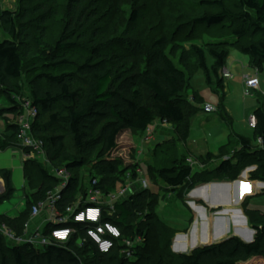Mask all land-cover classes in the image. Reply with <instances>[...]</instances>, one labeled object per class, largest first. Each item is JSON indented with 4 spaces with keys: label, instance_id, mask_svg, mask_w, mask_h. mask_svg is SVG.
<instances>
[{
    "label": "trees",
    "instance_id": "obj_1",
    "mask_svg": "<svg viewBox=\"0 0 264 264\" xmlns=\"http://www.w3.org/2000/svg\"><path fill=\"white\" fill-rule=\"evenodd\" d=\"M85 1L68 0L64 33L53 53L44 62L35 60L27 65L26 71L24 61L31 52V36L22 25L26 15L3 11L0 16L3 31L8 36L0 40V98L7 106L0 108V118L6 122V131L0 137V151L17 146L14 121L19 107L16 98L22 94L23 87L19 81L26 73L28 96L32 106L38 110L33 134L44 142L50 166L65 169L71 175L68 185L61 192L63 201L59 204L60 208L77 197L85 198L87 190L79 187L84 185V180L77 177L85 167H91L94 175L90 179L97 181L94 188L105 196L126 186L124 179L127 172L131 180L136 178L137 168L133 166L129 170L121 160L111 157L121 134L132 131L142 135L158 121L174 126L182 142L188 139L190 123L183 105L188 103L194 108L187 99L193 69L205 73L209 86H213L211 76H214L215 87L220 91L223 89L220 71L225 67L230 50H239L246 55L249 67L257 73L264 69V0H237L235 11L226 9L219 1L205 2L217 8L218 12L196 19L194 23L207 27L221 26L228 31L226 39L207 44L205 50L193 47L196 64L192 66L185 51L179 53L176 64L174 58L179 51L173 46L169 48L166 38L160 37L152 43L144 62H136L130 72L122 71L121 66L130 56L117 52L115 48L103 51L91 47L76 61L73 60L76 41L84 38L80 32L88 23L83 9ZM16 17L19 18L17 21ZM137 17L133 12L131 20L135 22ZM18 20L19 26L16 24ZM44 23L45 18L42 17L40 24ZM207 58L213 61L210 67ZM139 87L150 93L151 105L141 102ZM194 97L196 100L197 97ZM252 115L256 119L253 130L255 144L241 136L231 137L221 147V161L214 169L211 180L202 175L193 179L187 159L180 157L170 167L150 172L151 181H160L170 194L183 189L187 183L204 185L214 179L226 180L232 175L237 176L249 164L255 167L249 174L250 181L264 183V112L257 108ZM67 137L71 138L74 154L66 151ZM257 139H261L262 148L256 145ZM225 157L228 159L223 160ZM207 158L212 162L209 154ZM38 161L30 160L24 165L25 176L35 182H28L30 189L22 190L26 200L25 212L13 218L0 214V224L17 233L28 222L32 206L43 201L59 184ZM0 179L4 183V192L0 195L2 205L11 199L14 189L8 171L0 169ZM117 186H120L118 190ZM159 198L148 188L143 189L117 203L111 217L104 213L103 221L116 226L123 239L141 237L143 240L142 247L132 250L131 259L120 255L119 246L106 255L97 254L89 244L76 247L75 237L65 246L51 245L39 250L30 245L11 248L0 236V264H264V213L248 209L246 202L240 206L255 233L250 244L230 237L198 247L186 255H174L169 251L172 240L169 234L175 230L166 225L159 227L154 215ZM241 229H245L244 226ZM88 255L91 257L86 261Z\"/></svg>",
    "mask_w": 264,
    "mask_h": 264
},
{
    "label": "rangeland",
    "instance_id": "obj_2",
    "mask_svg": "<svg viewBox=\"0 0 264 264\" xmlns=\"http://www.w3.org/2000/svg\"><path fill=\"white\" fill-rule=\"evenodd\" d=\"M214 1L221 2L230 11H235V6L238 4L237 0H138L137 2L86 0L83 9L84 16L88 18V23L83 26L80 32L84 34V38L76 41V48L72 52L73 60L76 61L81 54H84L91 47H98L103 51H111L109 48H115L117 52L127 53L130 56L121 64L122 71L130 72L135 67L136 62H144L152 43L160 37H165L169 43V48L173 46L179 51L177 57L174 58V62L178 64L179 53L185 51L189 54L191 65L194 66L196 60L192 53L193 47L205 50L207 44L222 41L229 36L227 29L221 26L207 27L194 23L196 19L218 12L217 8L205 4V2ZM67 3L68 0H0V16L3 11H9L18 16L21 13L26 15L22 25L31 36V52L24 61L25 67L35 60L44 62L53 53L56 43L64 33ZM133 12H136L138 16L135 22L131 20ZM42 17L45 18L44 24H40ZM17 19L19 18L16 17V21ZM16 24L17 26L20 25L19 20ZM6 38L8 36L3 31L0 21V40ZM212 63L213 61L207 58L209 67ZM225 66L230 70L232 80H224L225 88L223 91L215 87L214 76H211L213 86H209L206 82L205 73L202 70L193 69L188 84L187 99L194 108L188 103L183 105L190 123V137L187 143L179 139L174 126L161 125L160 122H157L158 126L154 124L149 128L153 129V136L148 141H144V137L147 135L146 132L141 137L138 133L132 131L121 134L117 139L116 149L111 156L113 159L121 160L123 166H128L129 170L133 166L135 169L137 165L140 167H138L140 171L136 172L137 178L131 181L133 185L131 184L128 190L130 194L138 191L141 188L140 183L145 181L148 190L159 195L158 203L154 207V215L157 218L159 227L166 225L175 230L169 234L172 237L169 251L174 255H177L174 251L176 236L185 237L182 248L185 246V253L189 254L193 246L202 247L213 243L210 241V235L214 237L213 229L220 226L222 229L220 223L214 224L215 220L211 221L212 218L220 220L231 216V214L218 216L216 212L222 209L241 210L236 208L235 205L221 208L216 206L211 209L205 203H199L201 204L199 205L197 201L195 202L196 196L200 198H203L204 195L209 197L211 195L218 196L223 190L208 191L207 193L201 191L196 194L195 198H192L189 193L203 184L192 186L191 183H187L183 189L169 194L160 181L152 182L149 176V173L155 172L157 168H168L175 159L184 157L191 161L190 164L187 161L186 163L192 168L193 179L195 176L202 175L201 177L211 180L214 171L211 168L215 164L209 162L204 153L218 154V149L227 142L230 134H236L254 143L253 131L248 128L247 120L257 108H261L264 112V97L259 92L251 93V96L243 95L241 77L247 73H252L249 67V58L246 55L239 50H230ZM142 68L143 65L140 69ZM27 69L28 66L25 71ZM257 74L262 89L264 88V69L258 71ZM26 77L27 75L24 73L19 81L23 87L22 93L25 95L28 94ZM139 91L141 102L144 105H151L150 93L143 87H139ZM194 95L198 100L197 98L195 100ZM204 104H210L214 107L215 113L211 115L203 114L201 109ZM5 126L6 122L0 119V132L4 131ZM155 132L157 134L162 133L165 136L156 135ZM205 141L208 144L207 151ZM65 145L68 153H75L70 137L66 138ZM219 156L216 158L220 159ZM39 161L46 169V164L42 163L41 158ZM54 166L56 167V165ZM246 168H250V165L246 164V167L237 176H240ZM91 175H94V172L92 174V169L89 166L80 170L77 177L84 180V185H79L81 189L87 190L86 187L89 184L88 181ZM126 175H129L128 172ZM237 176H230L229 181L221 179L216 181L214 179L205 184L233 182ZM36 178L38 179V176ZM26 179L27 189H30L28 182H35L33 179L28 180L27 177ZM247 180L250 181V178L248 177ZM124 181L128 185L127 176ZM119 188L120 186L116 187L117 190ZM21 199V193L15 191L9 201L0 205V212L9 213L18 207ZM188 202L194 204V208H191ZM245 202L248 209L264 213V194L256 195L254 191H251L242 203ZM194 222L195 226L191 228ZM238 223L241 224V221H238ZM204 225L207 230L203 234ZM223 227L222 231L220 229L222 234L217 242L235 236L230 223L227 227L224 224ZM244 228L252 229L251 226L246 227L245 225ZM200 241L204 245H199ZM89 256L91 257V255ZM90 257H85V260L87 261Z\"/></svg>",
    "mask_w": 264,
    "mask_h": 264
},
{
    "label": "built area",
    "instance_id": "obj_3",
    "mask_svg": "<svg viewBox=\"0 0 264 264\" xmlns=\"http://www.w3.org/2000/svg\"><path fill=\"white\" fill-rule=\"evenodd\" d=\"M221 78L229 81L232 80V75L228 69L223 68ZM242 83L244 96H251V93L259 92L264 97V90L260 91L258 75L243 76ZM16 103L19 107V114L14 122L17 146L28 151L31 156L38 160L41 158L42 163L46 164L49 175L57 179L59 184L46 195L43 201L32 206L29 220L23 225L20 233L7 225L0 224V236L11 248L30 245L39 250L51 245L65 246L75 237L74 245L76 247L82 248L89 244L96 250L97 254L106 255L114 247L119 246L121 247L120 255L126 259H131L132 250L136 247H142L143 240L141 237L123 239L116 226L109 221H103L104 213L111 217L115 211V205L130 195L128 192L132 184L130 175H127L128 185L107 196L94 188L97 184L96 179H89L85 198L77 197L70 204L60 208L59 204L63 201L61 192L68 185L71 175L65 169H53L47 162L44 142L33 134V125L36 122L38 110L32 106L28 94L19 95L16 98ZM201 110L205 115L215 113V108L210 104H204ZM160 124L167 123L160 122ZM247 126L251 130L255 129L256 119L253 115L249 116ZM152 131L153 129H147L144 141L152 138ZM256 145L262 148L261 139L256 140ZM187 162L191 163L190 160ZM140 185L141 190L147 189L145 181H142ZM3 192L4 183L0 179V195ZM41 214H44L42 223L32 226V220Z\"/></svg>",
    "mask_w": 264,
    "mask_h": 264
},
{
    "label": "crops",
    "instance_id": "obj_4",
    "mask_svg": "<svg viewBox=\"0 0 264 264\" xmlns=\"http://www.w3.org/2000/svg\"><path fill=\"white\" fill-rule=\"evenodd\" d=\"M225 68L227 69L226 66H225ZM251 70H252V73H247L245 75H242L241 78H243V76H254V75H258L255 70H253V69H251ZM220 76H221V73H220ZM260 85H261V83H260ZM224 88H225V84H224V80H223V89H222V91L224 90ZM263 90H264V88H262V89L260 88V91H263ZM0 99H1V101H0V103H1L0 104L1 105L0 108L7 107L6 106V102L4 101V99L3 98H0ZM0 119H2V118H0ZM157 122L154 123V124H157L156 126H158V123ZM5 131H6V126H5L4 131L3 132H0V137H2L1 135ZM251 131H253V130H251ZM154 134L161 135V136H165L162 133L157 134L155 132ZM143 135H144V133L142 135H140V137L143 136ZM233 136L236 137L238 135H236V134H234V135L230 134L228 136L227 142L224 143V144H222L220 146V148L218 149V154H213V153H210V152L204 153V155L206 156V158H207V155L208 154L211 157L212 156L215 157V158L212 157V162L211 163H214L215 164V166L211 168L212 170H214L216 168V166L218 165V163L221 161L220 159L216 158L218 155H220L219 157H221V155L223 154V152L220 153L221 147L224 146V145H226L229 142V140L231 139V137H233ZM189 137H190V132H189ZM189 137H188V139H189ZM188 139L184 143H187ZM204 144H205V148H206V151H207L208 150V148H207L208 147L207 146L208 144H206V141L204 142ZM227 159H228V157L223 158V160H227ZM30 160H37L38 161V159L36 157L31 156V155H28L26 152H24L23 150L19 149L17 146L16 147H13V148L6 149L4 151H0V169L1 170H6V171H8L10 173L11 186L14 189V192L15 191H18V192L21 193V198H22L19 201L18 207L14 208L13 210H11L9 213L6 214V215L10 216L11 218L18 216V214H20L22 212H25V210H26V200H25V197H24V192L22 190L23 189H26L27 190V179H26V176H25V173H24V165H25V163L27 161H30ZM138 167L136 169L137 170L136 172L140 171V169H139L140 167L139 168ZM254 170H255V167L254 166H250V168H246L241 173L240 176H237L236 179L233 180V182H228V183H230L231 188H232L231 191H230L232 200H234V199H238L239 200L238 205L235 206L236 208H240V204H242V202L244 201V199L248 195H250L251 191L252 192L254 191L256 195H259L264 190V187L262 188V185H264V183H262L260 181H248L247 180V178L249 177V174L251 172H253ZM136 178H137V176H136ZM228 179H226V181H229ZM131 181L132 180H130V182ZM234 183L236 184V187H235V184ZM233 188H235V189H233ZM86 189H87V187H86ZM131 189H132V187H131ZM138 191H141V188H139ZM138 191H136V192H138ZM132 193H135V192H132ZM219 198H221V196L220 197L219 196H216L212 202L214 204H216L218 202ZM195 199H196L195 202L197 201L198 204L199 203H201V204L202 203H205L207 206H210V208L212 207L211 204H208V202L205 199L200 198L199 196H197V198H195ZM188 204H189V206L191 208H194V206H195L194 204L189 203V202H188ZM201 204H199V205H201ZM215 207L216 206H214V208ZM0 214H5V213L0 212ZM43 220H44V214H41L39 217H37V218H35V219L32 220V226L41 224ZM213 220H215L214 221V224L215 223H220V221L219 222L216 221L215 218H212L211 219V221H213ZM238 221H240V220L237 218V220L234 221V224H235V226H238L239 228H242V226H244V225L246 227L249 226L247 220H246V224H243V223L240 224V223H238ZM230 224L232 225L231 222H230ZM194 225H195V222L193 223L192 227ZM220 225H221V223H220ZM225 226L227 227L228 225L225 223ZM220 229H221V226L220 227H217V228H214L213 231H214V233L215 232H219ZM210 237H211V240L210 241L215 242L214 241V237L212 235H210ZM231 237H234V236H231ZM219 239H216V240H219ZM183 244H184V240L183 239H180L179 241H175L176 248H181L182 249ZM201 244L203 245L204 243L200 241L199 242V245H201Z\"/></svg>",
    "mask_w": 264,
    "mask_h": 264
},
{
    "label": "water",
    "instance_id": "obj_5",
    "mask_svg": "<svg viewBox=\"0 0 264 264\" xmlns=\"http://www.w3.org/2000/svg\"><path fill=\"white\" fill-rule=\"evenodd\" d=\"M235 187H236V184H235ZM263 187H264V185H262V188ZM231 189L232 188H231L230 183L204 184V185H201V186L197 187L196 189L192 190L189 193V195H191L192 198H195L196 194H199L201 191H204V192L207 193L208 191L213 192L214 190H223L222 193L220 195H218L219 197L221 196V198H219V200H218V202L216 204H214L212 202L214 200V198L216 197L215 195H211L210 197L207 196V195H204L203 196V199H205L207 202H209V204L213 205L211 207V209H213L214 206H217L219 208H221L223 206L224 207L225 206L228 207L230 205L237 206L238 203H239V200L238 199L232 200L231 193H230ZM233 189H235V188H233ZM229 214H231V216L229 218L220 219V220L219 219H216V221H218V222L220 221V223L222 225V229L224 228L223 226H224L225 223L228 225L230 223V221L232 220L231 223H232V227H233V233L235 235L234 237L239 238L242 242H244L246 244L252 243L253 242L254 235H255L254 230H252V229L251 230L250 229H241V228L235 227L234 221L237 220V218L241 221V223L246 224V219L243 216L241 210H238V209H234V210L222 209V210L216 212V215H218V216H224V215H229ZM222 229H221V231H222ZM206 230H207V227L204 225L203 226V234H204V232H206ZM221 231L214 233V241L215 242H213V243H218L219 242V241L216 242L217 241L216 239H219L220 238V236L222 234ZM179 238L184 239L185 237L176 236L175 237V240H178ZM205 246H207V245H205ZM196 248H198V247L193 246V248H191V251L190 252H192ZM174 251H175V253L177 255H186V253H185V246L181 249V248H176V246L174 244Z\"/></svg>",
    "mask_w": 264,
    "mask_h": 264
}]
</instances>
